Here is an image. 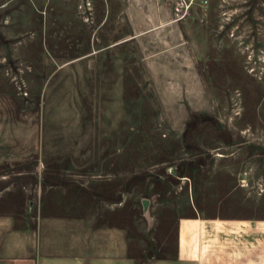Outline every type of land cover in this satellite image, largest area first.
Listing matches in <instances>:
<instances>
[{
	"label": "rangeland",
	"instance_id": "rangeland-1",
	"mask_svg": "<svg viewBox=\"0 0 264 264\" xmlns=\"http://www.w3.org/2000/svg\"><path fill=\"white\" fill-rule=\"evenodd\" d=\"M0 96L31 224L41 180L142 264L183 220L264 221V0H0Z\"/></svg>",
	"mask_w": 264,
	"mask_h": 264
},
{
	"label": "crops",
	"instance_id": "crops-1",
	"mask_svg": "<svg viewBox=\"0 0 264 264\" xmlns=\"http://www.w3.org/2000/svg\"><path fill=\"white\" fill-rule=\"evenodd\" d=\"M9 102L6 96H0V106ZM9 153L6 144L0 145V264H142L127 259L124 217L120 220L118 216L117 221L101 228H94L93 222L88 224L87 220L80 222L81 218L70 206L45 205L58 201V196H46L45 180L40 181L42 188L35 201L38 221L31 224L29 219L35 217L26 207L29 198L23 194L19 199L21 204L14 209L12 190L18 186L23 189L21 192L27 191L24 182L29 169L22 166L15 169ZM185 225H188L186 230ZM201 226L205 227V221L200 218L183 220L177 239L180 259L156 258L150 264H217L218 251L227 252L221 255L220 264H264V221L261 224L226 221L224 226H229L230 231L219 235V238L227 236L224 242L207 241L215 233ZM158 249H167V246ZM207 251L215 252L214 256Z\"/></svg>",
	"mask_w": 264,
	"mask_h": 264
}]
</instances>
